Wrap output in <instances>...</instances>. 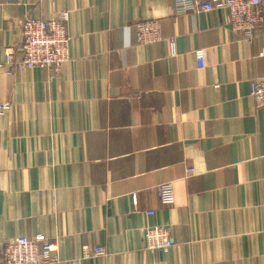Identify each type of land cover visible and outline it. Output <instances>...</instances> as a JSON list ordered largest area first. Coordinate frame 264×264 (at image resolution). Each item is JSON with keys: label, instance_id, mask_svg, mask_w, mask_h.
<instances>
[{"label": "crops", "instance_id": "obj_1", "mask_svg": "<svg viewBox=\"0 0 264 264\" xmlns=\"http://www.w3.org/2000/svg\"><path fill=\"white\" fill-rule=\"evenodd\" d=\"M54 11L69 13L70 62L0 70V264L7 242L38 235L55 264H264V107L250 96L264 24L248 44L225 11L177 14L174 0H0V63L25 19ZM147 20L164 41L137 43ZM154 226L170 227L168 253L147 249Z\"/></svg>", "mask_w": 264, "mask_h": 264}, {"label": "built area", "instance_id": "obj_2", "mask_svg": "<svg viewBox=\"0 0 264 264\" xmlns=\"http://www.w3.org/2000/svg\"><path fill=\"white\" fill-rule=\"evenodd\" d=\"M263 0H174L177 14L205 13L225 11L226 25L246 42L252 43L260 26L264 24ZM68 12L54 11L47 19H25L22 22V41L18 48L14 45L4 49L5 61L0 63V70L8 66L11 70L45 69L59 73L62 65L70 62L68 33ZM136 41L139 45L150 46L164 41L159 22L156 20L140 21L135 25ZM170 55H177L174 42L169 41ZM198 69L206 66L205 51H193ZM264 57V48L260 53ZM250 96L258 106L264 107V78H254L250 83ZM8 103H0V115L10 110ZM193 174L194 169H188ZM160 203L164 206L175 203L174 183L169 181L159 185ZM147 211L146 215H153ZM147 249L168 253L173 246L171 229L167 226L148 227L145 230ZM45 237L38 235L33 239L19 237L7 242L2 250V264H55L50 251L40 248L45 244ZM106 255L102 246L82 248V257L92 259Z\"/></svg>", "mask_w": 264, "mask_h": 264}]
</instances>
